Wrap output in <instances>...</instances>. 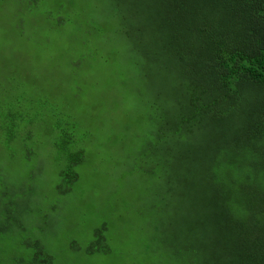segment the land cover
Listing matches in <instances>:
<instances>
[{
	"label": "trees",
	"instance_id": "1",
	"mask_svg": "<svg viewBox=\"0 0 264 264\" xmlns=\"http://www.w3.org/2000/svg\"><path fill=\"white\" fill-rule=\"evenodd\" d=\"M111 2L120 32L144 51L139 73L149 91L146 119L153 131L142 155L130 161V174L150 185L146 199L154 218L165 209L159 217L166 224L154 228L150 264H161L159 249L171 252L165 264H264V0ZM18 110L3 128L11 143L26 122ZM24 148L27 162L34 146ZM65 151L68 168L59 170L54 193L72 198L80 178L75 166L84 163L85 151ZM43 168L39 163L36 173ZM27 177L31 184L16 197L15 215L6 214L11 236L24 230L25 217L42 199L33 192L40 176ZM108 225L96 226L92 241L84 249L74 242L71 251L113 255ZM6 235L0 232V240ZM22 243L26 255L14 254L11 264H57L43 239Z\"/></svg>",
	"mask_w": 264,
	"mask_h": 264
},
{
	"label": "rangeland",
	"instance_id": "2",
	"mask_svg": "<svg viewBox=\"0 0 264 264\" xmlns=\"http://www.w3.org/2000/svg\"><path fill=\"white\" fill-rule=\"evenodd\" d=\"M32 1L0 3V232L7 233L0 256L11 264L14 254L26 255L22 241L41 238L57 264H150L154 228L166 224L159 217L165 209L154 218L146 199L150 185L130 174V163L153 131L146 119L149 91L139 73L144 51L120 32L111 0ZM17 108L26 122L11 143L3 128ZM22 138L34 146L27 162L21 160ZM65 149L85 151L84 163L75 166L80 178L72 198L54 193L59 170L68 168ZM39 163L44 168L36 173ZM28 172L41 177L34 179L33 192L42 204L25 217L24 230L11 236L13 221L7 218L31 184ZM104 221L111 224L106 234L113 255L71 251L74 242L84 249ZM159 251L165 264L171 252Z\"/></svg>",
	"mask_w": 264,
	"mask_h": 264
}]
</instances>
